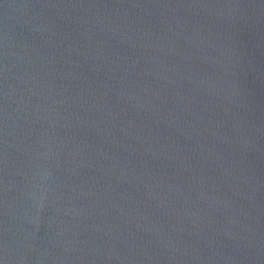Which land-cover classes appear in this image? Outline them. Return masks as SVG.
Wrapping results in <instances>:
<instances>
[{
    "label": "water",
    "instance_id": "95a60500",
    "mask_svg": "<svg viewBox=\"0 0 264 264\" xmlns=\"http://www.w3.org/2000/svg\"><path fill=\"white\" fill-rule=\"evenodd\" d=\"M0 264H264V0H0Z\"/></svg>",
    "mask_w": 264,
    "mask_h": 264
}]
</instances>
